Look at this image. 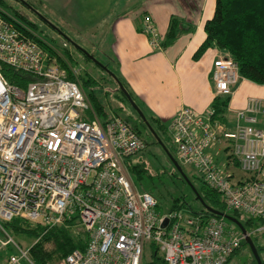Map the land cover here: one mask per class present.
<instances>
[{"label":"built area","instance_id":"obj_1","mask_svg":"<svg viewBox=\"0 0 264 264\" xmlns=\"http://www.w3.org/2000/svg\"><path fill=\"white\" fill-rule=\"evenodd\" d=\"M13 19L0 13V63L35 80L22 88L0 70V244L18 251L0 264H35L28 254L35 240L24 249L3 227L14 217L45 229L75 217L87 243L65 264H141L146 243H155L167 264H226L244 241L239 228L223 217L158 211L156 198L134 187L124 164L145 140L120 116L100 119L80 82L81 69L61 66ZM142 25L159 48L161 36L148 14ZM240 78L231 56L214 60L216 95H231ZM213 113L211 106L202 113L184 106L173 116L169 130L178 159L221 193L227 210L264 220V128L258 125L264 97L246 99L235 111L234 128L213 120ZM215 144L229 147L241 172L254 178L223 171L209 152ZM263 230L264 224L255 229Z\"/></svg>","mask_w":264,"mask_h":264},{"label":"trees","instance_id":"obj_2","mask_svg":"<svg viewBox=\"0 0 264 264\" xmlns=\"http://www.w3.org/2000/svg\"><path fill=\"white\" fill-rule=\"evenodd\" d=\"M2 5L8 7L3 0H0V13L6 18L13 17L22 22L24 25H28L26 27L22 23L13 19L17 28L34 38L41 46L44 47L46 51H48L50 56L56 58L57 63L64 67H68V63H73L71 53L65 47L66 45L64 43V46H62L64 48V52H61L58 47L51 44L46 37L36 34L38 35L37 37L32 32V28L37 27L34 22L30 21L20 11L12 10V12H10L6 9L4 10L1 7ZM143 14L147 13L145 12ZM43 16L52 22L46 15ZM53 24L57 26L55 23ZM191 29L192 27L189 26V24L184 19L178 17L177 15H171L167 24L166 32L161 38L160 46H168L172 44L182 33L188 32ZM203 29L205 32V39L195 50L193 54L194 58H200L208 48H217L218 50L222 51L223 54H228L232 57V59L237 64L238 74L241 76V78L250 80L256 84H264V0H215L213 15L211 18L205 21ZM51 40L53 39L51 38ZM89 54L94 56V54L91 52H89ZM84 58L87 61H91L87 55H85ZM113 60L114 59H112L109 54H106L105 63H103V65L116 75V78L122 83L130 97L143 111L137 96L117 72ZM111 64L114 68L109 67ZM0 70L9 83L18 85L22 88L26 87L29 81L35 80L31 74L4 63H0ZM103 70L106 71L105 69ZM79 79L96 114L100 119H106L110 113L120 116L128 124H130V126L140 137L143 138L140 126L144 127L145 129L147 126L142 120L134 119V115L132 114L133 112L123 115L124 108L122 105H124L125 102L129 103V101L124 93L119 89L117 81H115L111 75L109 80L115 84V88L118 92L116 97L122 103L121 106L112 110V112L107 110L106 103L101 98L102 92H99L100 84L102 87L103 82H105L103 78L95 77L88 69L85 68L83 71L81 70ZM106 93L107 92H104V94ZM229 99L230 95H215L210 105L214 110L212 117L213 120L224 124L227 123ZM144 114L146 113L144 112ZM145 116L154 126V130L162 135H167L168 141L174 146L168 126L159 118L151 114H146ZM137 117L139 118L138 115ZM132 120H134V122H132ZM147 147L148 143L145 141V147L142 150L147 149ZM226 149L229 151L227 155V161L233 164V168L238 169L241 173H239V176L235 173H231L230 177H235L238 180L254 178V176L246 175L241 172L239 162L232 154L230 148L226 147ZM131 156L132 155H129L124 159L125 168L128 174L131 177H136L138 180H141L144 176L152 178V163L148 161L143 154H140L135 160H132ZM173 174L176 175L177 178L184 185H186V187L188 186L191 193L195 196V193L181 177V175L178 174L176 169H174ZM198 178V185L190 180V178L189 181L195 187L204 203L215 210L222 211L236 217L243 224L246 230L251 231V238L261 258L262 264H264V230L255 231L256 228L264 224V220L248 215L243 217L244 215L241 212L227 210L221 193L215 188L207 185L200 175H198ZM177 189L178 190L174 193L169 192L170 201L164 211H162L159 207L158 195L156 196V194H153L150 191L147 192L151 193L156 198V209L160 212L172 210L188 211L186 208L192 210L189 203L186 201L187 195L185 192L180 190L178 186ZM195 213L202 215L207 219L211 217H220L210 213L204 207H201V210ZM226 223L233 225L232 222L228 223L226 221ZM3 227L14 234L26 235L32 237L35 240L33 245L28 250L29 257L35 264H65L66 256L76 248L83 249L88 238L87 232L78 223L75 217L68 218L61 225H57L48 229H45L44 226L38 223H32L26 219L14 217L3 222ZM236 229L238 228L236 227ZM242 244L246 243L243 241ZM149 245L151 248V259L148 263H145L142 260L141 264H167L164 260L163 254L159 251L158 246L155 243H150ZM240 247L230 255L226 264L231 260L232 256L237 253ZM245 264H256L253 255L252 257L249 256V259Z\"/></svg>","mask_w":264,"mask_h":264},{"label":"crops","instance_id":"obj_3","mask_svg":"<svg viewBox=\"0 0 264 264\" xmlns=\"http://www.w3.org/2000/svg\"><path fill=\"white\" fill-rule=\"evenodd\" d=\"M47 5L56 27L96 28L106 26L109 33L108 53L119 75L125 80L148 114L159 118L170 129L173 116L181 107L202 113L215 97L212 68L222 55L217 48H208L196 59L195 50L205 39L204 23L214 12L215 0H143L140 7L124 12L96 9L93 0H40ZM88 1V2H87ZM95 10V11H94ZM155 24L161 38L171 15L184 19L192 29L182 33L172 44L154 48L142 31L143 13ZM52 23V22H51ZM248 97H264V84L240 78L228 103L226 126L234 128L235 111L245 105ZM142 110V109H141ZM264 128V123L258 124ZM224 151L225 165L228 151L224 144L209 150L213 159ZM227 151V152H226ZM226 171L240 175L238 169ZM240 173V174H239Z\"/></svg>","mask_w":264,"mask_h":264},{"label":"rangeland","instance_id":"obj_4","mask_svg":"<svg viewBox=\"0 0 264 264\" xmlns=\"http://www.w3.org/2000/svg\"><path fill=\"white\" fill-rule=\"evenodd\" d=\"M3 1L9 7L8 8L2 5L1 7L4 10L6 9L7 11H10V12H12V10L20 11L30 21L34 22L37 25V27L32 28L33 29L32 32L40 36L46 37L47 40L54 46L58 47V49L61 52H64V48L62 47L64 46L63 45L64 43L66 45L65 47L71 53V56L73 58L72 60L74 64L71 63L72 65H76L82 71L83 69L86 68L95 77L103 78L105 82H103L102 87L100 84L99 92L100 93L102 92L101 98L106 103L107 110L109 112H112V110L117 109L119 106L122 105V103L116 97L118 92L115 88V84H113L109 80L110 74L104 71L94 61L92 60L87 61L84 58L85 53L83 52V49L86 50L88 53L89 52L93 53L95 58L100 63L102 64L105 63V55L108 53V50H109L108 41H110L109 33H108L106 26H103V29H101V27H96V28L95 27L94 28L80 27V29H76V30H73L71 27H56L55 29L54 27H51L49 24L45 23L41 19L40 16L44 17L43 15H46L53 23L56 22L54 17L52 16L50 17V13L47 10V5H44L45 3L42 4L40 0H3ZM142 1L143 0H93L91 1L90 4L93 3V5L95 6L98 3V5L95 7L97 10L100 8L101 9L107 8L109 12H111V10L114 9V12L119 13V12H124V9L127 11L130 9H135V8L139 9L140 3ZM44 19L48 20L46 17H44ZM51 38L53 40H51ZM109 67L114 68L112 64L109 65ZM104 92H107V93L104 94ZM139 103L141 107L143 108V111L146 114H148V111L146 110L145 106L140 101ZM122 106L124 108L123 115H127L133 112L132 114L134 115L133 116L134 119L142 120L140 117L139 118L137 117L138 114L135 113L136 112L135 110H134L135 112L133 111L130 103L125 102V104ZM147 121L149 122L148 119ZM132 122H134V120H132ZM149 124L154 130V126L150 122ZM140 130L142 131V136L144 140L148 143V147L147 149L142 150L141 152L139 151V153L137 152V154L132 155L131 159L135 160L140 154H143L144 157L148 161H150L153 165L151 166L153 168L152 169L153 177L148 178L147 176H144L141 180H138L136 179V177H131L129 175L134 187L138 191H150L153 194H156V196L158 195L159 207L162 211H164L170 201L169 192H173V193L176 192L178 190L177 189V186H178V188L184 191L185 194L187 195L186 201L189 203L190 207L193 210L192 211L186 208L189 211V214L192 217H197L198 214H196L195 212L201 210V207H203L202 204L197 199H195V196L191 193L189 187L188 186L186 187V185H184L177 178V176L173 174L174 169L176 168L171 163L163 147L158 142H155L156 139L154 135L149 131V129L147 127L145 129L144 127L140 126ZM154 131L156 135L159 137V139L162 141V143L165 145L168 152L178 162V164L182 168L187 178L188 179L190 178V180H192L196 185H198L199 173L197 169L193 165L184 164L178 159L177 153L175 151V147L168 141L167 135L165 136V135L160 134L156 130ZM214 161L225 172L234 170L233 166L225 165L226 154H224V151H222L219 157H215ZM243 215H244L243 217H246V214H243ZM226 221L228 223H231L228 220ZM232 224L234 227H237L234 223ZM6 231L8 232L9 236L16 243L21 245L24 249H27L34 241L32 237H29L26 235L14 234L13 232L8 231V230ZM0 235L3 238H5L1 232H0ZM17 253L18 251L12 244H9L8 246H3L0 244V263H2L10 254H17ZM249 256L252 257L248 245L242 244L240 249L237 251L236 254L232 256L231 260L227 264H245L248 261ZM150 259H151V248H150V245L146 243L144 246V250H143V262L148 263ZM23 263L29 264L25 261Z\"/></svg>","mask_w":264,"mask_h":264},{"label":"water","instance_id":"obj_5","mask_svg":"<svg viewBox=\"0 0 264 264\" xmlns=\"http://www.w3.org/2000/svg\"><path fill=\"white\" fill-rule=\"evenodd\" d=\"M40 16V14H39ZM41 19L49 24L51 27H54L56 29V26H54L51 22H49L48 20L44 19V17L40 16ZM83 52L85 53V55H87L92 61H94L96 64H98L100 67H102L103 69H105L114 79L115 81H117L119 89L124 93V95L127 97L130 105L132 106V108L136 111V113L138 114V116L143 120V122L145 123V125L147 126V128L149 129V131L154 135L156 141L163 147L164 151L167 153L171 163L173 164V166L176 168V170L178 171V173L181 175V177L186 181V183L190 186V188L192 189V191L195 193L196 199L202 204V206L209 211L210 213H213L215 215H218L220 217H223L224 219L234 223L239 230L241 231V233L244 236V241L245 243L248 245L254 260L256 262V264H262L261 258L258 254V251L253 243V240L251 238V236L247 233V230L245 229V227L243 226V224L234 216H231L225 212L222 211H218L215 210L211 207H209L208 205H206L203 201V199L201 198V196L198 194L197 190L195 189V187L192 185V183L189 181V179L187 178V176L185 175V173L183 172L182 168L180 167V165L178 164V162L172 157V155L168 152L167 148L165 147V145L162 143V141L159 139V137L156 135L155 131L152 129L151 125L149 124V122L147 121L143 111L141 110V108L137 105V103L130 97V95L128 94V92L126 91V89L124 88V86L122 85V83L116 78V75L110 71L106 66H104L102 63H100L94 56H92L91 54H89L86 50L83 49Z\"/></svg>","mask_w":264,"mask_h":264}]
</instances>
